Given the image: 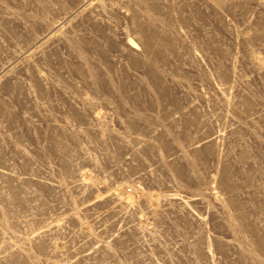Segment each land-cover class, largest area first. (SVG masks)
Masks as SVG:
<instances>
[{
    "label": "rangeland",
    "instance_id": "rangeland-1",
    "mask_svg": "<svg viewBox=\"0 0 264 264\" xmlns=\"http://www.w3.org/2000/svg\"><path fill=\"white\" fill-rule=\"evenodd\" d=\"M222 1L0 0V264H264V0Z\"/></svg>",
    "mask_w": 264,
    "mask_h": 264
},
{
    "label": "bare ground",
    "instance_id": "bare-ground-1",
    "mask_svg": "<svg viewBox=\"0 0 264 264\" xmlns=\"http://www.w3.org/2000/svg\"><path fill=\"white\" fill-rule=\"evenodd\" d=\"M210 1H211L213 4H215V7H216L217 9H222V8H224V3H223L222 0H210ZM83 9H84V5H83V6H79V7L77 8L76 13L79 14ZM151 9H152L153 11H155V10H154V7H151ZM71 19H72V18H71ZM64 22H65V21H64ZM69 23H70V22H69ZM64 24H65V23H60V24H59L57 27H55L52 31L48 32L44 38L41 37V39H39V44H40V45H44L46 42H48L52 37L55 36V33H54V32L59 31V30L64 26ZM142 44H143V47L146 49V51H147L149 54H151L153 51L161 52V51L163 50L164 45H165V43H164L163 41H159V40L156 41V44H155V45L149 43V42L146 41V40H143V43H142ZM40 45H39V46H40ZM127 46H128L130 49H132V50H135V49H136L135 44H134V42H132V41H128V42H127ZM37 48H38V47H37ZM26 55H27V54H26ZM217 163L220 164V160H219V159H217ZM220 173H221V172H220ZM0 174L5 175V174H4L3 172H1V171H0ZM219 176H220V175H219ZM220 183L222 184L223 189H224L225 192L230 190V189H229V185L227 184L226 181H223L222 178H220ZM228 202L232 203V198H228ZM240 217H241V216H240Z\"/></svg>",
    "mask_w": 264,
    "mask_h": 264
}]
</instances>
